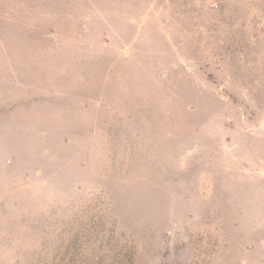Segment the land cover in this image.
Instances as JSON below:
<instances>
[{"label": "rangeland", "instance_id": "1", "mask_svg": "<svg viewBox=\"0 0 264 264\" xmlns=\"http://www.w3.org/2000/svg\"><path fill=\"white\" fill-rule=\"evenodd\" d=\"M0 264H264V0H0Z\"/></svg>", "mask_w": 264, "mask_h": 264}]
</instances>
